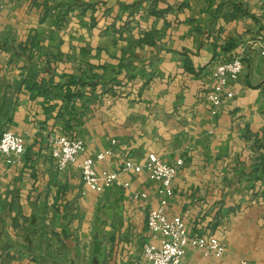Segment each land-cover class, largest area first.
<instances>
[{"label": "crops", "instance_id": "0c3cea01", "mask_svg": "<svg viewBox=\"0 0 264 264\" xmlns=\"http://www.w3.org/2000/svg\"><path fill=\"white\" fill-rule=\"evenodd\" d=\"M51 1L0 0V134L7 128L26 143L12 167L0 155V264H149L143 244L159 183L144 172L119 176L128 190L87 187L80 164L109 149L99 172L119 171L126 159L144 162L149 153L173 166L184 160L167 215L229 248L217 258L190 247L186 264H264V179L255 171L264 149L254 147L264 131V0H82L93 7L80 18L70 5L57 28L65 9L41 23ZM146 35L152 45L142 41ZM35 54L58 61L36 63ZM235 56L245 58L244 73L234 99L213 116L205 100L213 71ZM31 68L37 84L66 86L84 76L119 88L89 105L77 100L86 109L74 134L86 150L67 171L51 157L64 94L47 112L46 98L26 88ZM131 192L148 200L132 202Z\"/></svg>", "mask_w": 264, "mask_h": 264}, {"label": "built area", "instance_id": "2783aa9c", "mask_svg": "<svg viewBox=\"0 0 264 264\" xmlns=\"http://www.w3.org/2000/svg\"><path fill=\"white\" fill-rule=\"evenodd\" d=\"M264 56V46L261 49ZM245 70L242 57H223L213 71L214 83L205 98L210 105L213 116H218L224 106L235 97L234 85L239 82ZM86 150L85 141L72 132L59 136L51 149V157L61 172L69 170L76 164ZM26 153V143L23 137L6 129L0 137V155L6 165L12 167L20 163ZM111 149L99 153L96 157H86L79 169L84 184L95 192L114 184H119L124 189H129V182H121V174L147 173L149 179L158 182L157 196L159 206L151 209L147 217V240L143 244V255L149 264H186L184 261L188 248H195L204 256L224 258L228 256V245L225 240L215 234L205 231L190 233L182 216L169 217L166 213L175 192L173 182L176 178L178 167L184 164L180 159L177 166L162 160L155 153H149L144 162L126 159L119 171H98L96 164L111 156ZM129 198L132 202L147 201L148 195L142 192H131Z\"/></svg>", "mask_w": 264, "mask_h": 264}, {"label": "rangeland", "instance_id": "374dc122", "mask_svg": "<svg viewBox=\"0 0 264 264\" xmlns=\"http://www.w3.org/2000/svg\"><path fill=\"white\" fill-rule=\"evenodd\" d=\"M83 1L82 0H79V1L72 0V1H69L68 2L66 0H52L51 1V5L49 4L51 8H50V11L48 12V14H49L48 17L49 16L50 17L51 16H54L55 15L54 14V11L57 12V9L58 8H62V10L65 9L67 12L65 14H61L60 13L55 18V21H54V26L56 28L57 27L64 26V23H65V20H66V15H68L67 13L70 11V5H71V6H78L79 7L78 8V10H79V17L82 18V17L85 16L86 12L91 7H93V5H88V4L84 3ZM32 8H33V6H32ZM43 11H44V14H45L43 21L46 22V6L45 5H44ZM43 21H41V23ZM92 27H94V22L92 23ZM120 30L121 29H119L117 31H120ZM38 47H40V44H37V46H35V48H38ZM35 60H36V63L38 62L40 64H42L43 62H45V65H50L52 63H55L56 64V62L58 61V59L55 56H53V55H47V54H45V55H37V54H35ZM243 60H245V58ZM49 74H51V73L50 72H46V77ZM78 77H81L82 83H85L86 85L84 87H82V89L81 88H78V89H75L74 88L72 90V92L74 94H78V92H79V94H82L84 97L83 98H76V99H74L70 103V105L68 107H65V102H64L63 107H62V109H61L60 112H62L63 115H65L64 116L65 118H61V119H64V120L71 119L72 112H74V115H76L77 117H76V119L74 121H72V123L69 125V127H66L65 121L63 120L64 121V124H62V132H61L60 136L63 135V134H65L66 132H72L74 134V132H75L74 131V127L78 126L79 123L84 118L83 116L85 115V113H84V111H81V109H82V107H83V109H86V108H85V106L80 105V103H78L80 106L76 108L75 105H76L77 100L79 102L82 101V103H83V101H85V103L87 102L88 105H89L92 101L97 100L99 98V96L105 95L107 93H113L114 94L116 91H119V88H114V87L107 88V85L108 84L107 83H102L99 80L98 81L97 80L96 81L95 80L89 81L84 76H78ZM69 80H70V78H69ZM69 80H68V82H69ZM47 86H48V89L49 90H52L53 87H52V85L48 84V81H47ZM64 93H66L65 92V87H64V89L62 91L61 90H58V91L53 90V92H52V94H53L52 101L57 100V98L60 95L63 96ZM120 93H123V91L120 92ZM53 105H56V104L53 103ZM53 113L55 114V111ZM57 116H58V114H57ZM4 129L1 130L2 131L1 133H3ZM0 137H1V134H0ZM255 158H257V157H255Z\"/></svg>", "mask_w": 264, "mask_h": 264}, {"label": "trees", "instance_id": "16d2710c", "mask_svg": "<svg viewBox=\"0 0 264 264\" xmlns=\"http://www.w3.org/2000/svg\"><path fill=\"white\" fill-rule=\"evenodd\" d=\"M45 6H46V17H47L48 12L50 11L51 7L48 3ZM43 19H42V21H43ZM142 41L146 44H149V45L153 44V41L149 38L148 35H146L144 37V39H142ZM28 44L31 45V47H35V46H37V44H39V41L36 39V37H30ZM28 44L25 46H24V44L19 45L22 52L28 51V49H29ZM184 62L186 64V66H191L190 65L191 62H189V60H185ZM188 69H189L188 71L195 73V71L193 69H191V68H188ZM29 74L30 75L28 76L26 88L29 91H31L32 93H37L38 95L44 96L46 98L45 101H46V111L47 112L51 113L56 107V105L51 104V101L53 98V94H52L53 90H61L62 91L65 87V92H66V93H64L65 107H68L74 99L84 97L82 94H79V92H78V94H74L72 92L73 87L74 88L80 87L82 89V87H84L86 85L85 83H82L81 77L71 76L70 80L66 86L65 85L64 86H53L52 85V87H53L52 90H49L48 86H47V81H44V83H42V84H37L35 82V80L37 79V77L39 75V72L36 71L35 68H31ZM50 82H51V84H53L52 81H50ZM64 116L65 115H63L62 112H59L58 116H56V119L63 121L64 119H61V118H65ZM76 117L77 116L74 115V112H72L71 119L64 120L66 127H69V125L72 123V121H74L76 119ZM262 134H263L262 136L258 134L254 138V147H256L257 149H259V148L264 149V131ZM258 161H260V163L255 168V171L259 173V176H258L259 179H264V156H260Z\"/></svg>", "mask_w": 264, "mask_h": 264}]
</instances>
